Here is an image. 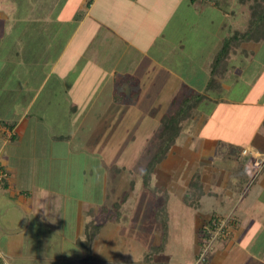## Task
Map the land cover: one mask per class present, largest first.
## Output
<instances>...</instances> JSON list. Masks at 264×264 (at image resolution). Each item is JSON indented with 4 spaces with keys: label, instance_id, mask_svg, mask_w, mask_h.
<instances>
[{
    "label": "crops",
    "instance_id": "crops-1",
    "mask_svg": "<svg viewBox=\"0 0 264 264\" xmlns=\"http://www.w3.org/2000/svg\"><path fill=\"white\" fill-rule=\"evenodd\" d=\"M197 1L183 0L186 13L194 16ZM200 2L224 19L234 10L231 3ZM178 8L179 0H0V164L7 173L0 182V264H169L164 253L175 197L177 211L188 208L181 215L193 222L188 261L207 221L230 214L229 234L212 242L200 264H264V76L247 70L264 39L232 45L213 71L226 38L219 36L199 88L145 48L169 37ZM181 17L190 28L192 20ZM44 89L45 101L57 103L35 106L44 125L39 132L30 122L31 101ZM195 93L202 98L191 109L190 128L172 136L146 183L163 116L178 115L183 97ZM221 103L238 109L233 124L245 125L238 132L218 120ZM49 104L55 110L48 112ZM60 122L67 132L53 126ZM75 153L95 159L100 177L93 194L66 190L74 169L85 177L93 172V160L76 167ZM135 167L138 180L130 176ZM195 178L199 186L192 188ZM137 190L151 193L149 208L135 206Z\"/></svg>",
    "mask_w": 264,
    "mask_h": 264
},
{
    "label": "rangeland",
    "instance_id": "rangeland-1",
    "mask_svg": "<svg viewBox=\"0 0 264 264\" xmlns=\"http://www.w3.org/2000/svg\"><path fill=\"white\" fill-rule=\"evenodd\" d=\"M204 1H207V0H204ZM208 1H211V0H208ZM221 1L223 2V4L231 3L232 5H234V8H233L234 10L230 13L231 15H225L226 19L223 18L222 16L223 13L221 12V10H217L216 8H211L212 5L208 6L209 4L202 5L200 4L201 3L200 0L196 2V4L199 6H197L198 10L194 12V16H193L190 12L186 13V11L188 10L187 8L185 10V6H186L185 3L183 2V0H179V8L176 14L177 24L173 23V25H171V31H172L171 33H170V28L168 27L165 29H162L163 31L162 33L165 34V37H166V33L168 35L170 33L169 37L165 38V40L164 39L160 40L159 37H156L152 43L149 41V44L148 43L145 44L146 50L149 53L157 54L159 56V60L162 61L164 64L175 68V70L178 73H180L181 76L184 75L187 80L196 82L197 85L200 83V85H198L199 88H201L203 85L202 78L204 77L206 73V66L213 52H215V50L218 48L219 44L216 43L218 41V37L222 36L223 34H225L224 35L225 37L228 35H231L235 29L237 30L246 29L247 23L251 15L249 6L253 4L255 0H220L218 1V3ZM257 1L261 3L264 2L263 0H257ZM182 15L187 16L188 21H190V19L192 20L193 24L190 28H189L190 24H188V27H187L186 23H184V26H183L184 20L181 17ZM223 21H224V24H223V27L221 28L220 26L223 23ZM173 26L177 28L176 37H175V32H173L174 29H172ZM182 31H185L183 33V36H184L183 38H181ZM174 38H175V41L182 40L184 42L181 48H180V45H178L177 47V44L175 43V41H173ZM242 43L243 42L235 44L236 48H239V47L241 48L243 45ZM169 46H171L172 49L173 48L176 49L177 53L175 54L171 53L169 49H167ZM230 48L232 49V47ZM248 59H251V62L247 63L248 64L247 70L251 71L250 72L251 74H253L254 71H257V72L262 71L263 76H264V43L259 47L258 52L254 51V55L252 57L251 56L248 57ZM204 67H205V70H204ZM261 86H263V84ZM47 94L48 93L46 89L41 90L38 93L37 97L35 98L34 102L31 101V103H35V104L32 108L33 115L31 117L30 122L32 123L37 122L36 126H38L37 128L39 129V132L42 131L41 129L44 128L43 127L44 125L43 123L39 122V119L34 114L37 112V110L35 109L36 108L35 106H38L41 103H57L56 101L52 99L50 101H45V99H47L46 97ZM58 97L59 98H56V99H58L60 103H62V96L58 95ZM47 107H50V108H47L48 112L55 110L51 104L47 105ZM220 107L221 108L219 109V115L217 116V118L218 120L219 118L220 120H223L222 118H224V120L229 121V123L227 122L225 124V127L231 125L230 133L238 132L240 128H243L245 126V125H239V124L234 126L233 124L236 119L234 117V112L238 110L237 108L227 107L226 103H221ZM38 108H41V105L38 106ZM240 110L242 111L243 109H240ZM191 113H192V110L189 111V113H186V110H184V113H181V108H180L179 114L177 115V118L179 119V121L177 122L178 123L177 127H176L178 132L182 133V132L188 131V129L190 128L188 124L191 118L193 117ZM200 113H197V116ZM188 116L190 118L189 121L188 119L185 120L186 118H188ZM213 121H216L215 117L211 120L208 119L207 123L211 124ZM53 126H56L57 128H63V130L66 132L68 130L67 129L68 125H64L62 124V122H60L59 125H56V123H54ZM217 128H218L216 129L217 132L219 130L222 131L225 129L224 127H223L224 129L222 127H217ZM216 130L214 132H216ZM202 132L205 133V129ZM208 132H212V131H208ZM37 142L40 143L43 141H37ZM154 142L156 143L155 152L160 153V155L165 154L169 146L171 145L169 144L171 141H168L167 143H165L163 142L162 138L160 141L156 140ZM57 145H61V144H57ZM6 149L7 148H4V151ZM153 156L148 157L149 161L151 160ZM92 158L93 157H89L88 160L86 161L85 154L82 153L79 155V153H75L72 156V161L77 165L76 167L83 168L85 166L84 165L85 163H88L89 161L93 160ZM144 158L145 157L143 156H139L138 159L145 160ZM84 160L86 162H84ZM94 160L91 162L90 166H88L90 170H93V172L91 174L86 173V177H85V173L83 174V171L81 173H78L77 170L74 169V172H72V176H71L72 186L66 190H68L70 193H75V194L80 193V195L81 194L84 195V193H88V194L95 193L97 188H95L94 186H96L99 183V177H100L99 172L100 171L97 168V164ZM86 168L87 167H85V169ZM95 168H97L98 170L97 172H94ZM50 171L53 172L55 175H57L56 170L52 169ZM6 174L7 173L5 169L0 164V182L6 181L7 179ZM130 176L134 178L135 180H138L140 178V173H138L137 167H135V170H133ZM79 180L80 182L82 180H87V183L85 182L83 188L80 187L79 189H76V187H74V185H76L74 184V182H79ZM137 191L141 193V190H137ZM132 195H133L132 197L138 196V200L135 203L136 207L143 208L144 206H146V209H147L149 208V205L153 204L152 199H150L151 193L148 190H144L141 194H138V192H135ZM120 196L121 195L119 194V198H118L119 201H116L117 203H119L121 200L122 196L121 197ZM155 197L157 198L158 195L156 194ZM164 201H165V197L163 194L162 202ZM175 201L176 203H172V205H170L171 214H169L170 216L169 240L166 245V249L164 253L167 256L166 261L169 264H176L178 262H190L188 261V260H191V256H192V250H191L190 244H191L192 238H194L192 218L189 217L188 215H181V209L184 212V211H189L188 208L181 205V207H179L177 211V202H179L177 197H175ZM161 209L163 210V207ZM208 209H205V210L207 211ZM162 221L164 222V219H162ZM163 222H162V228H163L162 239L164 237V233L166 230L163 225ZM139 236L143 238L144 240H148V238L150 237V235H148L147 233H143V232H141ZM263 238L264 237H262V239ZM144 240L143 242L145 244L146 241ZM193 262H190V263L192 264Z\"/></svg>",
    "mask_w": 264,
    "mask_h": 264
},
{
    "label": "trees",
    "instance_id": "trees-1",
    "mask_svg": "<svg viewBox=\"0 0 264 264\" xmlns=\"http://www.w3.org/2000/svg\"><path fill=\"white\" fill-rule=\"evenodd\" d=\"M215 5H218L217 0H211ZM264 1V0H263ZM250 19L247 23V27L244 30H237L235 29L231 35L226 36L224 39L221 47L217 50L213 57L212 67L214 68L213 71H216L217 67L220 64L221 61H223L224 57L228 54L230 51V47L234 44H238L241 41L244 40H253V41H259L261 39H264V2H258L257 0L254 1L253 4L250 6ZM202 95L194 94L192 99L188 100V96L183 97V103H181V113H184V110H186V113H189L191 109L195 108L197 106L198 102L201 100ZM188 100L189 103H186ZM179 121V120H178ZM177 115L175 116H169L165 115L162 119V131L161 136L163 139V142L167 143L168 141L172 140V136L175 135L177 130ZM170 144V143H169ZM165 154L160 155V153H155V155L151 158L149 163L146 165L145 172H144V180L147 183L150 177V173L156 163H158ZM199 186L198 179L195 178V180L191 183V187L194 188ZM201 191V190H200ZM119 203L115 204V207H118ZM208 225H211V219L208 221ZM163 225L165 227V223L163 222ZM165 233L164 237L161 240V246L164 245L165 242Z\"/></svg>",
    "mask_w": 264,
    "mask_h": 264
},
{
    "label": "built area",
    "instance_id": "built-area-1",
    "mask_svg": "<svg viewBox=\"0 0 264 264\" xmlns=\"http://www.w3.org/2000/svg\"><path fill=\"white\" fill-rule=\"evenodd\" d=\"M232 220L233 218L230 214L217 215L211 218V225L205 227L206 235L192 264L202 263L213 240L219 237H226L229 234V224Z\"/></svg>",
    "mask_w": 264,
    "mask_h": 264
}]
</instances>
